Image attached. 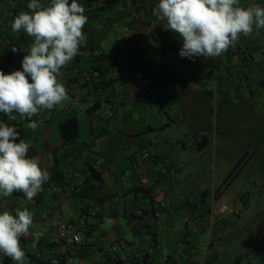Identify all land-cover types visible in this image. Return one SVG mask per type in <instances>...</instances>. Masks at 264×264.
I'll list each match as a JSON object with an SVG mask.
<instances>
[{
  "label": "crops",
  "instance_id": "0c3cea01",
  "mask_svg": "<svg viewBox=\"0 0 264 264\" xmlns=\"http://www.w3.org/2000/svg\"><path fill=\"white\" fill-rule=\"evenodd\" d=\"M78 1L88 16L83 29L87 41L61 69L59 80L69 99L76 93L91 94L97 106L91 112L77 113L81 136L65 147L61 146L58 124L69 111L58 106L41 110L31 118L38 122L35 131L27 127L31 121L21 119L19 114L14 113L16 120H10L0 112V121L20 133L16 142L23 139L29 143L28 155H35L41 168L49 172L48 181L32 201L22 192H14L7 198L0 196V213L7 210L15 215L16 208H27L33 214L30 233L43 235L38 242L32 235L23 239L34 242V256L42 261L64 258L67 253L73 255V264H102L106 258L117 255L141 260L147 247L152 246L155 254L149 255L150 264H171L166 259L168 255L174 257L175 264H197L201 256L199 243L205 232L201 229L197 239L185 235L188 224L183 223V216L201 206L204 190L209 191L204 199V205L208 204L216 187L189 183V157L216 151L218 129L217 121L213 123V108L219 98L221 108L236 110L243 99H258L259 91L252 87L251 81L264 86V28H254L249 36L241 35L236 45L219 57L181 58L182 39L166 30V22L153 15L159 0H143L136 6L127 0ZM29 2L0 0V71L6 75L23 71L21 62L32 43L23 30L14 33L11 28L15 16L29 11ZM41 3L47 6L50 0ZM252 3L264 7V0H240L241 6ZM138 5L142 8L137 12ZM97 55L102 57L95 59ZM114 60L120 70L111 64ZM135 63L138 68L128 74L127 68ZM97 75L104 80L102 84L93 82ZM142 81L155 90L154 95H146L145 101L136 98ZM244 90L247 96H243ZM221 132L225 147L237 144L240 133L224 127ZM88 160L97 165L99 173L90 191L84 194L79 188L75 194L60 197L59 202L46 192L48 182L54 181L51 179L57 171H64L66 163L77 162L72 170L78 172ZM61 184L64 187L66 183ZM217 196L226 203L222 192ZM75 197L81 201L80 205L73 201ZM85 200L89 202L84 204ZM62 202L78 214V220L70 221H82L84 234L94 238L93 244L67 248L56 240L53 223L60 215L62 218ZM160 202L165 203L170 230L162 234L160 243H155L149 219L131 217L127 211L135 205L147 211L156 209ZM119 216L125 218L128 231L119 222ZM226 219L219 222L218 231L225 227ZM93 230L99 231L97 235ZM251 237L253 246L254 236ZM117 240L123 241L125 247L109 254L108 247ZM127 247L131 248L130 254ZM211 264H217L214 244Z\"/></svg>",
  "mask_w": 264,
  "mask_h": 264
},
{
  "label": "clouds",
  "instance_id": "9594fccd",
  "mask_svg": "<svg viewBox=\"0 0 264 264\" xmlns=\"http://www.w3.org/2000/svg\"><path fill=\"white\" fill-rule=\"evenodd\" d=\"M27 8L11 24L14 33L23 30L32 38L21 62L23 71L7 75L0 71V112L10 120H16V113L31 121L41 110H52L69 99L59 80L61 69L87 41L83 29L88 16L77 0H50L47 6L30 0ZM153 15L182 39L181 58L219 57L241 35L264 28V7L241 6L240 0H159ZM27 127L35 131L38 122L31 121ZM19 135L17 128L0 121V196L22 192L32 201L48 181L49 172L41 168L38 158L29 157V143L16 142ZM32 224L33 214L27 208H16L15 215L7 210L0 213V253L24 264L21 237L32 235L38 242L43 235L30 233Z\"/></svg>",
  "mask_w": 264,
  "mask_h": 264
},
{
  "label": "rangeland",
  "instance_id": "374dc122",
  "mask_svg": "<svg viewBox=\"0 0 264 264\" xmlns=\"http://www.w3.org/2000/svg\"><path fill=\"white\" fill-rule=\"evenodd\" d=\"M251 84L260 94L256 101L245 98L241 102L242 107L236 110L231 107L221 108L219 98L217 105L214 106L213 123L215 125V120L217 121L218 129L216 151L189 157V183L212 188L222 184L225 175L244 151L251 153L241 172L228 188L222 191V198L227 204L233 198H238L239 194H245L247 205L240 214L228 216L222 230L216 229L217 237L213 244L217 251V264H264V120H261L264 117V105L259 103V101L264 102V86L259 83L257 85L255 80H252ZM243 96H247L245 90ZM223 127L227 131L238 132L241 135L232 148L222 144ZM73 201L77 205L81 203L77 197L73 198ZM88 202L85 200L84 204ZM61 210L63 220H78L76 219L78 214L64 202L61 203ZM119 222L128 231L123 216H119ZM83 230L84 228L82 229L84 234ZM98 232L93 230L94 235ZM127 236L130 237L129 234ZM249 236H254V244L247 247L242 241ZM33 246L34 242L29 241L25 244V250H32ZM14 263L17 264L15 261ZM24 264H33V262L26 256Z\"/></svg>",
  "mask_w": 264,
  "mask_h": 264
},
{
  "label": "built area",
  "instance_id": "2783aa9c",
  "mask_svg": "<svg viewBox=\"0 0 264 264\" xmlns=\"http://www.w3.org/2000/svg\"><path fill=\"white\" fill-rule=\"evenodd\" d=\"M126 32L127 29L125 28ZM231 50V48H230ZM138 68V64L135 63L127 68L128 74H132L133 70ZM233 69V67H232ZM99 82V79L95 80ZM155 94V90L151 86L142 81L139 85L136 98L145 101L146 95L152 96ZM97 103L96 98L91 94L82 95L80 93L73 94L69 101L65 104L58 106L60 110L69 111V112H85ZM40 120L43 121L44 118L40 117ZM191 143L194 141L190 140ZM29 157H36L31 155ZM37 158V157H36ZM78 165L77 162L71 161L66 163L64 167V172L71 174L69 189L70 191L75 189V186L83 181L86 177H89L92 174L93 170H97V165L88 160L83 166L84 168L81 171L73 172V167ZM126 177V172L123 175V178ZM46 192L52 195L57 202H59L60 197L66 195L63 187L54 183L53 181L48 182L46 186ZM247 205V196L242 195L235 202L231 204H226L220 200L216 195L215 191L212 192L208 199V204L201 205L197 208L192 209L189 213L183 216V223L188 224V227L185 228V235H189L191 238L197 239L201 229L205 232V237L199 243V251L201 253L200 259L197 264H211L213 258V241L216 235V229L221 220L226 219L231 215H238ZM165 203L161 202L159 207L156 209L144 210L140 206H131L128 208L127 213L129 216L134 218H140L146 216L149 219V223L153 228L154 238L156 243L162 241V234L170 230L169 219L165 216L164 208ZM82 221H65L61 218L53 223L54 236L56 240L61 242L67 248H76L79 246L91 245L94 243V238L91 235L82 233ZM122 247H125L123 241L117 240L108 247V253H115ZM128 253H131V248L127 247ZM148 254H152L154 247L149 246L146 249ZM4 254L0 253V263L2 262ZM73 255L67 253L64 258L52 257L50 262L52 264H73Z\"/></svg>",
  "mask_w": 264,
  "mask_h": 264
},
{
  "label": "trees",
  "instance_id": "16d2710c",
  "mask_svg": "<svg viewBox=\"0 0 264 264\" xmlns=\"http://www.w3.org/2000/svg\"><path fill=\"white\" fill-rule=\"evenodd\" d=\"M129 2V4L131 6H136L137 4H141L143 0H127ZM71 2V0H70ZM77 2L79 3V1L77 0ZM141 7V5H138L137 7H135L136 11L138 12L139 8ZM142 8V7H141ZM101 58L102 55H97L95 57L96 58ZM111 64H116L117 68L120 70L121 66L116 63V60L112 61ZM99 79V82H96L95 80ZM103 79L100 75H97V77L94 78V83L95 85H99L103 83ZM97 106V103L94 105V107H92L91 109L85 111V112H91L93 111ZM76 111L73 112H69V114H67L64 118H62V120L59 122L58 124V128L61 134V138H62V144L61 146L65 147L68 145H72L75 142L78 141V139L80 138L81 134H80V128H79V123H78V116H77ZM31 156V155H29ZM251 156V153H249L248 151H244L234 162V164L232 165V167L230 168V170L227 172V174L225 175L222 184L219 187L215 188V193L219 194L221 193L224 189L228 188V186L233 182V180L236 178V176L241 172V170L244 168V166L246 165L247 161L249 160ZM60 167V166H57ZM65 167V166H64ZM71 174H66L64 171H57L56 176L52 177L51 180H54L53 182L62 186V182L65 181V186L63 187V190L65 193H69V194H75L76 191L80 188V192H84V194H86L88 191H90V189L93 187V183L92 181H94L95 179H98L99 173L97 170H93L92 174L89 177H86L83 181H81L78 185L75 186V189L70 191L69 189V180ZM66 177L67 181L64 179ZM69 177V178H68ZM60 184H59V183ZM41 194V193H40ZM209 191L208 190H204L202 191L201 194V204L204 206V199L206 197H208ZM245 195V194H243ZM242 196V195H241ZM240 196V197H241ZM161 203V202H160ZM159 203V205H160ZM164 203V202H163ZM158 205V207H159ZM206 205V204H205ZM165 209V207H163ZM144 209V208H143ZM145 210V209H144ZM88 235V234H87ZM154 236V234H153ZM253 237L249 236L245 239H243L242 243L247 246L250 247L252 244V239ZM153 240L155 241V238H153ZM27 241H25L23 239V237H21V247L23 248V250L25 251V256L30 257L31 259L35 260V262L37 264H52L50 262V260H45L42 261L39 258H36L34 256V253L32 250H25V243ZM156 243V242H155ZM109 254H116L115 253H109ZM152 254H155L154 252ZM150 254L147 253V251L145 252V255H143L141 260H137L134 258H121L120 256H110L108 258H106L105 262L102 264H107L108 262L110 264H139V263H146V264H150L151 259H150ZM167 261L171 264H175V260L174 257L172 255H168L166 257ZM1 264H15L14 261L10 258L7 257L6 255L3 256L2 262Z\"/></svg>",
  "mask_w": 264,
  "mask_h": 264
}]
</instances>
